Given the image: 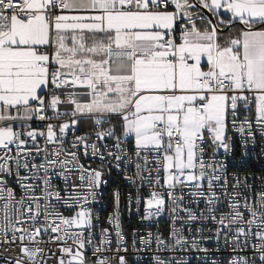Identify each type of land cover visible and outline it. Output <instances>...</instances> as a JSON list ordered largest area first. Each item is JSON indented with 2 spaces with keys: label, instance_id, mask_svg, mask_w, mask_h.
I'll return each mask as SVG.
<instances>
[{
  "label": "snow or ice",
  "instance_id": "snow-or-ice-1",
  "mask_svg": "<svg viewBox=\"0 0 264 264\" xmlns=\"http://www.w3.org/2000/svg\"><path fill=\"white\" fill-rule=\"evenodd\" d=\"M0 264H264V0H0Z\"/></svg>",
  "mask_w": 264,
  "mask_h": 264
}]
</instances>
